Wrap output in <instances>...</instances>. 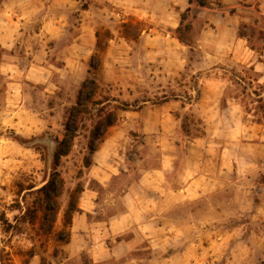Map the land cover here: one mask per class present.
<instances>
[{
	"label": "rangeland",
	"instance_id": "rangeland-1",
	"mask_svg": "<svg viewBox=\"0 0 264 264\" xmlns=\"http://www.w3.org/2000/svg\"><path fill=\"white\" fill-rule=\"evenodd\" d=\"M262 1L0 0V264H264ZM231 26L250 57L226 54ZM87 78L48 230L25 212ZM107 116L98 159L122 160L101 183L88 143Z\"/></svg>",
	"mask_w": 264,
	"mask_h": 264
},
{
	"label": "trees",
	"instance_id": "trees-1",
	"mask_svg": "<svg viewBox=\"0 0 264 264\" xmlns=\"http://www.w3.org/2000/svg\"><path fill=\"white\" fill-rule=\"evenodd\" d=\"M192 2H196L198 6L204 7L207 3V0H189V4ZM190 11V8H186V12ZM126 27V24H125ZM136 32L132 34V37H137L138 32L141 28V24L139 22L135 23ZM180 31V28H178ZM182 41V40H181ZM90 66L96 68L99 64V58L95 55L91 57ZM96 89V82L93 78H87L83 81L82 86L79 90L76 104L71 106L68 112V117L65 123L64 133L60 140L57 141V146L52 154L53 161V170L51 171L47 181L35 190L36 193V202L35 205L26 210V215L29 221H33L37 216L38 210L42 213V220L49 222L48 230L52 227V222L54 221L55 215L57 213V199L60 196L64 180L57 169L60 158L69 153L74 137L77 134V121L80 114L84 111V107L86 102L91 100L92 95L94 94ZM116 118L107 116L104 120H100L97 122L95 129L91 132V139L88 143V152L90 155L94 153L96 150V141L99 137H101L106 128L112 124H114ZM91 164V157L84 158V165L89 166ZM81 191L80 187H76L69 194V203L67 210L65 212V218L67 221V226L70 224L69 218L71 213L76 210L77 196ZM37 204V205H36ZM62 233V232H60ZM60 240L69 241V233L68 237L60 238Z\"/></svg>",
	"mask_w": 264,
	"mask_h": 264
},
{
	"label": "crops",
	"instance_id": "crops-1",
	"mask_svg": "<svg viewBox=\"0 0 264 264\" xmlns=\"http://www.w3.org/2000/svg\"><path fill=\"white\" fill-rule=\"evenodd\" d=\"M212 1V0H211ZM222 3H226V4H229V3H234L236 0H218ZM264 3V0L262 1ZM211 4V3H209ZM226 17V16H224ZM230 19L233 18L232 15L229 16ZM225 20H223V23H224ZM229 31L231 33H233V38L231 41H227L225 44L226 45V54L228 56H231V53L232 55H240L242 54L243 57L245 58H248L250 57V54L251 53L243 44V40L240 39L239 37H236L235 36V27L234 26H231V27H228ZM218 32V31H217ZM116 142V141H115ZM100 148L97 149L94 153H93V157H92V164L88 167L89 168V171L92 175V177H94L95 179H98L101 183H104V181L106 179H108V177L112 176L113 174H116L117 171H121L119 170L118 166L116 167V165L118 164H121V160H122V156H121V151L117 150V152H115L113 149H111V153L108 154V158L105 159L103 162L99 161L98 159V156L100 154ZM165 157L164 155H162V158ZM117 158V159H116ZM161 159V161L163 162V159ZM165 159V158H164ZM101 162V163H100ZM160 170L161 172L163 171V165L161 164L160 166ZM160 170H156V171H160ZM121 198H124V196H122ZM115 217H118V216H113V217H110L111 219L115 218ZM115 221V220H114ZM110 223V222H109ZM77 230V233H76V238L79 237V235L83 236L82 234L79 233V230L78 228H76ZM156 232V230H155ZM73 235H74V232H73ZM155 236H158V231L156 232V235ZM84 237V236H83ZM132 238L130 240H126V241H122L123 244L125 246H129V244L132 242ZM118 242V244H121L120 241H116L115 240V243ZM113 249V248H112ZM105 251L108 252V250L105 249ZM102 252V249L101 251Z\"/></svg>",
	"mask_w": 264,
	"mask_h": 264
}]
</instances>
